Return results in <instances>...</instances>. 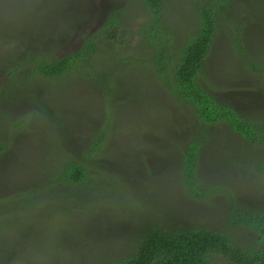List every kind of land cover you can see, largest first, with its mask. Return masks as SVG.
Returning a JSON list of instances; mask_svg holds the SVG:
<instances>
[{"label": "rangeland", "instance_id": "1", "mask_svg": "<svg viewBox=\"0 0 264 264\" xmlns=\"http://www.w3.org/2000/svg\"><path fill=\"white\" fill-rule=\"evenodd\" d=\"M132 1L0 0V90L7 87L13 64L12 59L4 62L1 56L14 53L18 46L2 31L15 29L18 40L42 29L49 35L53 29L68 41L56 53L60 57L79 49L85 37L97 33L107 17L120 10L127 23L122 33L106 42L108 52L103 60L110 52L133 56L139 46L137 30L145 20V10L139 2ZM234 2L237 6L233 10L238 15L245 12L232 18L240 26L241 43H233L235 29L229 26L223 31L207 59L204 79L211 92L225 103L242 106L243 98V106L252 116L258 111L250 112V107H264V0ZM165 5V18L174 27L177 42L183 41L194 24L195 0H166ZM29 19L34 21L30 23ZM26 24H30L28 29ZM247 62L256 68L255 72ZM109 68L112 69L98 65L96 73ZM150 68L136 59L114 71L117 81L132 93L130 100L119 96L112 99L98 85L74 75L47 81V85L39 82L37 91L36 82L27 81L23 86L30 85L28 100L18 94L9 103L14 112L9 117L29 122L19 136L13 135L7 125L0 126V136L15 152L11 159L0 161V218H5L3 227L7 231L2 236L0 229V251H6V247L13 250L7 264H96L101 259L119 258L130 251L142 229L154 220H169L180 224L179 228L190 229H219L224 225L221 221L229 205L226 196L221 194L207 201L191 198L180 170L177 172L178 168L171 164L173 158L175 162L181 157L183 146L189 142L184 139L191 130V116L185 114L184 105ZM107 120L108 144L103 145L108 146L105 157L110 164L106 159L108 167H104L107 175L102 173L99 187L87 191L97 205H88L86 190L82 189L64 201V189L55 192L44 182L54 169L51 162L60 158L59 147H66L59 123L69 122L73 127L69 132L77 134L88 128L91 132L93 124L100 132ZM211 131V143L201 161L203 177L233 190L238 200L248 206H264V175L257 171L264 162V146L252 145L225 125L212 126ZM134 161L137 173L130 180L144 187L126 197L131 188L120 184L124 178L116 175V167ZM109 167L113 171H108ZM35 190L37 197L21 199L22 193ZM55 195L61 197L57 205L51 204L50 198ZM232 233L240 238V231L233 229ZM242 233L255 236L250 231Z\"/></svg>", "mask_w": 264, "mask_h": 264}, {"label": "trees", "instance_id": "2", "mask_svg": "<svg viewBox=\"0 0 264 264\" xmlns=\"http://www.w3.org/2000/svg\"><path fill=\"white\" fill-rule=\"evenodd\" d=\"M134 1L143 6L145 20L137 30L140 42L133 56L110 52L103 60L108 52L105 47L106 42L113 41L114 35L118 36L122 33L124 24L127 23L128 19L124 17V11L120 10L113 11L97 33L85 37L79 49L60 57H57L56 53L68 41L65 36L61 39V35H56L53 29L48 33L49 35L46 31L44 34L42 30L45 29H42L18 40L15 29L10 27L2 31L3 36L10 35L9 41H14L16 45L18 43V46L14 53L1 56L2 61L8 62L12 59L13 64L10 67V81L7 87L0 90V126L5 128L7 125L11 133L17 136L21 135V130L25 131L29 120L26 118L15 120V116L9 117L14 113L13 106L9 103L14 102L18 94L22 99H27L30 85L23 86L27 81L30 84L36 82L35 91H37L39 82L47 85V81L50 80L57 81L78 75L82 80L98 85V88L108 93L112 99L119 96L130 100L132 93L127 90L124 83L117 81L114 71L120 70L136 59L146 62L173 93L176 100L184 105L185 114L191 116V130L185 133L186 139H184L185 142L189 139V142L183 146L181 157L175 162L173 158L171 162L173 167L178 168L177 172L180 170L186 193L193 199L206 201L224 194L229 200L228 213L225 212V217L221 221L224 225L219 229L179 228L177 226L180 224L177 222L167 220L162 223L154 220L147 228L142 229L128 253L119 258L101 259L96 264H264V206H248L238 200L233 190L207 181L203 177L205 174L201 166L205 151L211 143L212 126L225 125L252 145L264 146V107L261 110L250 107V112L256 110L258 113L249 116V110L243 106V98L242 106L237 105L241 108L225 103L218 95L211 92L207 80L204 79L207 59L217 38H220L229 26L236 30L233 43L240 45L242 37L240 26L232 18L241 17L245 12L238 15L233 10L236 5L235 0H195L194 24L185 39L177 42L175 29L165 18L166 0H133L132 2ZM29 21L31 23L34 20L29 19ZM26 25L28 29L30 24ZM245 39L246 36L243 40ZM4 45L6 46V42ZM248 59L245 58L246 61ZM98 65H103V68L110 66L112 69L97 74ZM247 65L250 70L254 69L249 62ZM5 68L9 70L8 67ZM51 119L58 122L55 117ZM69 124V122L59 123V132L66 147H59L60 158L55 163L51 162V168L54 169L49 171V178L45 177L44 182L55 192H63L64 189V201H67V198L72 199V193L77 190H86L88 205L94 207L97 205L96 201L87 191L92 188L97 189V186L99 187L97 183L102 180V173L104 176L107 175V168L104 167H108L105 157L108 146L106 148L104 146L108 144L109 122L107 120V124L100 132L93 124L91 132L88 128L84 131L78 130L77 134L69 132L73 128ZM11 147L12 145H8L4 140V136L0 138V161H7L12 155L15 156ZM143 159L147 164V158L143 157ZM107 161L110 164L108 159ZM134 163L135 161L116 167V170L118 169L116 175L124 178L120 184L127 189L131 188L126 191V197L144 187L138 183L133 184L130 180L137 173ZM108 171L113 170L109 167ZM257 171L264 175V162L258 165ZM57 184L58 186H55ZM31 193L26 195L22 193L21 199L38 196L36 190ZM67 193L71 194L70 197H66ZM50 199L53 200L51 204L57 205L61 197L55 195ZM4 221L5 218H0L2 236L7 232L3 227ZM233 229L240 231V238L233 236ZM242 230L250 231L255 236H244ZM8 248L6 247L7 250L4 252L0 251V264H7L10 260L13 250Z\"/></svg>", "mask_w": 264, "mask_h": 264}]
</instances>
